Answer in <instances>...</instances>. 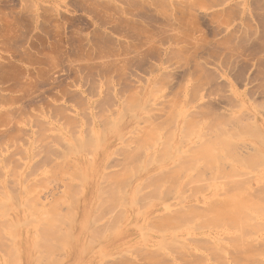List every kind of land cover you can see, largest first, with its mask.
Here are the masks:
<instances>
[{
	"label": "rangeland",
	"instance_id": "1",
	"mask_svg": "<svg viewBox=\"0 0 264 264\" xmlns=\"http://www.w3.org/2000/svg\"><path fill=\"white\" fill-rule=\"evenodd\" d=\"M173 104L181 107L178 113L182 110L183 114L178 115L176 108L172 110L180 120L178 116L175 117L178 120L169 118ZM118 115L121 125L117 122L113 127L120 126L124 133L121 139L113 134L117 128L110 129L111 133L108 130ZM186 122L198 124L199 128L193 126L194 129L190 124L185 129L182 125ZM152 125V129L156 127L161 133L157 131L156 135L151 131L160 138L156 139V146L150 136L152 141L147 140L152 143L150 147L155 145V149L149 147L150 150L141 142ZM176 129L183 133L190 131L188 139L184 136L186 132L182 136ZM254 129L264 134V0H0V199L4 197L2 201L9 202L6 209L3 208L6 215L0 214V264H198L205 256V264H209L208 261L213 264L215 259L221 264H264V144L253 137L256 133L252 136ZM107 130L109 135L105 138ZM139 130L143 131V136ZM99 132L103 133L99 136V145H102L96 149L89 146L90 150L85 152L80 147L81 150L77 149L80 153H74V157V148L90 143L92 134ZM178 133L183 138L178 137ZM224 133L231 134L230 140L234 142L228 145L225 141L228 148L221 139V136L226 137ZM233 133L238 134L236 140ZM135 135L140 142L135 141ZM163 137L169 140L174 137L175 140H170L173 146L160 144ZM219 137L221 146L225 145L228 150H225L226 156L223 153V158L220 157L221 160L225 157L222 162L215 156L221 162L216 164L211 150L215 144L211 143L214 147L208 149L206 140H220ZM177 138L189 142L183 144L180 140L178 144ZM227 139L230 141L229 137ZM195 142H201L200 147L207 144V148L203 145L202 149ZM176 144L180 146L179 152L175 151ZM161 145L173 150L169 153L173 161L170 157L169 161L165 160L167 147ZM221 146L219 144V148ZM201 149L207 154L203 160L199 155L203 153ZM217 149L218 153L215 151L213 155H222L224 149H219L221 153ZM130 150L142 161L133 160ZM155 150H164V156L161 153L165 158L160 157L167 165L165 161H158L155 156L161 153L156 155ZM126 154L128 160L124 158ZM141 155L148 160L154 155L160 165L157 167L150 158L152 161L147 163L155 167H145L146 161ZM88 161L94 166H89ZM140 162L141 169H146H136L142 172L134 167ZM163 165L167 167L165 173H156ZM85 167L98 173L91 171L86 181H81L76 171ZM123 169L130 178L125 179L129 182L124 189L127 196L121 197V202L127 199L130 209L126 205L120 207L123 203L119 204L118 197L115 199L117 195L113 200V193L110 198L119 201V206L113 204L117 209L112 201L109 206L114 210L107 208L106 199L104 207L99 205L102 209L96 210V207L94 213L90 212L101 201H97L98 197L91 198L92 192L103 191V195L109 194L112 188L116 191L115 177L123 174ZM235 170L236 174L230 176L236 178L232 185L241 180L248 194L240 192L241 187L237 186V192L229 187L234 194L228 193V189V192L222 190L228 187L222 186L226 175L234 174ZM149 174L155 181L150 180ZM121 178L118 181L124 180ZM231 178L228 179L231 181ZM173 179L181 182L179 186L175 187L177 183L173 184ZM198 179L199 185L193 182ZM202 179L213 182L208 183L212 190L209 186L205 191L208 187L205 188ZM141 180L148 182L143 185ZM230 181H227L229 185ZM153 182H159L163 188L159 187L158 194L165 195L164 187L169 188L170 182L177 191L171 192L166 187V198L163 194L158 197L155 192L161 201L158 200L161 206H156L160 203H154V192L150 191L156 187ZM190 184L204 186L203 197L201 194L191 197L197 185L192 188ZM214 185L216 189L221 187V191L213 190ZM178 192L182 198L186 196L180 199ZM220 192L231 194L230 197L237 193V198L235 196L234 205L232 201V204L225 202L232 205L227 206L233 211L231 222L234 223L226 225L229 220L225 219L222 224L217 223L216 228L213 220H219L220 215L219 218L215 217L218 213L207 215L210 204L214 203L211 200L206 206L209 200L205 198L208 195L213 199ZM176 194L178 197L174 198ZM149 195L153 198L147 199L151 201L148 206L144 199L150 198ZM219 196L214 199L221 200ZM220 197L228 200L226 196ZM6 198L11 200L5 201ZM74 200L76 205L72 203ZM166 200L168 202H164ZM24 201L28 202L27 206ZM218 206L222 209L220 203ZM166 208L174 211L173 215L176 213L173 220H168L170 223L179 220L183 224L185 210L189 211L187 215L191 213L192 219L187 221V228L178 226L182 224L175 221L173 230L172 227H166L168 231L163 229L167 221L162 225L165 218L159 219L166 214ZM226 209L225 212H231ZM141 210L145 212H139ZM198 213L204 218L196 216ZM207 216L211 218L205 219ZM187 218L185 216V222ZM211 219L214 225L209 224ZM6 221L19 224L9 226ZM206 221L208 223H204ZM83 223L86 224L82 227ZM149 225L153 228L151 232ZM168 226L171 225L168 223ZM162 230L167 232L162 233ZM144 233L148 237L142 236ZM173 235L180 241L184 238L192 253L189 249L183 250V241L184 248L177 249L176 255L166 243ZM218 242L223 243V249L216 250ZM104 247L106 256L104 251L100 252ZM170 251L177 257L171 256Z\"/></svg>",
	"mask_w": 264,
	"mask_h": 264
},
{
	"label": "bare ground",
	"instance_id": "2",
	"mask_svg": "<svg viewBox=\"0 0 264 264\" xmlns=\"http://www.w3.org/2000/svg\"><path fill=\"white\" fill-rule=\"evenodd\" d=\"M173 105H174V104H173ZM173 105H172V106H173ZM175 105H176V106H175ZM175 105H174L173 107H171L172 109H171V111H170L171 114H173V115L171 116L170 112H168V114H170V115H169V116H170L169 118H171V117H174V118H175V117H177L178 115H180L181 113L183 114V112H182L181 109H180V110H181V113H180V112L178 113V110H179L180 105H179V107L177 106V104H175ZM173 108H176L177 110H176V109L173 110ZM180 108H181V107H180ZM183 108H184V107H183ZM172 110H173V111L176 110L175 112H176L178 115L176 114V116H174V113H175V112L173 113ZM184 111H185V109H184ZM120 115L122 116V114H120ZM120 115H118V117L116 118V122H115V123H114V124L108 129V130L110 131V133H111V131L114 130L113 128H115V129L117 128L116 131H115V133H113V132H112V133L115 134L116 136H119V139H121L120 136H122V134H124V133H123L122 129L120 128V126H118V125H117V127H113V126H116V124H118L117 122H119V124H120V122H121V120H120L121 116H120ZM185 115H186V114H185ZM185 115H184V116H185ZM184 116H182V117H184ZM182 117H181V118H182ZM113 118H115V117L113 116L112 119H113ZM178 118H179V120H180V117H179V116H178ZM178 118H175V119L178 120ZM112 119H111V120H112ZM171 119L174 120L173 118H171ZM119 120H120V121H119ZM113 121H114V119H113ZM188 123H189V124H188ZM188 123H187V122L184 123V125H182V127L184 126L185 129H187V128H189V127L192 125L191 127L196 126V128H197V125H198V124L195 125L194 123H190V122H188ZM186 124H187V125H186ZM190 124H191V125H190ZM219 124H220V123H219ZM219 124H218V125H219ZM221 124H222V123H221ZM120 125H121V124H120ZM189 125H190V126H189ZM186 126H188V127L186 128ZM153 127H154V126L152 125V127L150 126L149 130L147 129L148 132H147V131H146V132H147L148 134L146 133L147 136L144 135L145 138L143 139L145 142H144V141L141 142V143H142V146L145 145L146 148L148 147L147 149L153 148L155 145L157 146V144H155V143H156V141L160 138V137L157 138V136H156V135H157V131L159 132L160 130H156V129H158V128H156V127H155L154 129H152ZM184 127H183V128H184ZM216 127L220 128V126H217V125H216ZM248 127H249V126H248ZM248 127H247L246 129H248ZM173 128L175 129L176 127L174 126ZM183 128H181V129H183ZM193 128H194V127H193ZM193 128H192V129H193ZM196 128H194V129H196ZM198 128H199V126H198ZM198 128H197V129H198ZM253 128L257 129V128L254 127V126H253ZM110 129H113V130H110ZM174 129H173L172 131L175 132ZM255 129H254V131L252 132V136L254 135L253 133H256V135L253 136V137H254L255 139L258 138L257 141H258L259 143H260L261 140H262L263 142H261V143L264 144V139H263V138H264V134L261 135V131H262V130L259 131L260 133H258V131L256 132ZM108 130H107V131H108ZM145 130H146V129H145ZM153 130H154V132H156V135H154V133L151 132V131H153ZM155 130H156V131H155ZM176 130H177V129H176ZM183 130H184V129H183ZM183 130H182V131H183ZM188 130H190V129H188ZM200 130H201V128H200ZM258 130H259V129H258ZM109 131H108V132L104 131V132L107 134V135L104 134V137L109 135ZM177 131L179 132V131H181V130H177ZM182 131H181V132H182ZM193 131H194V130H193ZM193 131H192V132H193ZM196 131H198V130H196ZM202 131H203V129H202ZM204 131H205V130H204ZM216 131H218V130H216ZM139 132H141V131L139 130ZM139 132H138L137 134H139ZM142 132H143V131H142ZM142 132H141V136H143V135H142V134H143ZM150 132H151L152 135L149 134ZM181 132H180L181 135L184 134V133L186 132V135H184V136L188 139V137H187V133L190 132V131L185 130L184 133H183V132L181 133ZM218 132H219V131H218ZM245 132H246V131H245ZM245 132H244V134H245ZM160 133H161V132H159L158 134L160 135ZM197 133H199V132H197ZM197 133H192V134H193V135H195V134L197 135ZM235 133H236V132H235ZM99 134H100V135H99ZM99 134H98V135H97V134H92V136L94 137V139H92V136H91V138H90V140H89L91 144H90L89 142H87L88 145H86L87 143L85 144V142L83 143V145L86 146V147H84L83 145H80V146H78L77 148H74V150L76 149V151L73 152L74 157H75V154H76V153H77V154L80 153V151L77 152V149H79V150L82 149V150H83L82 152H85V151H87L88 149L90 150L89 146L91 147V149H94V147H95V149H96V148H99V147L102 145V143H101V145H99V144H100V143H99V136H101L103 133H102V132H101V133L99 132ZM169 134H172V133H169ZM169 134H168V135H169ZM180 134L178 133L177 136H178V135L180 136ZM199 134H200V133H199ZM205 134H206V133H205ZM218 134H219V133H218ZM224 134H225V133H224ZM227 134H228V133H227ZM153 135L156 136V137H153ZM159 135H158V136H159ZM161 135H162V134H161ZM168 135H167V136H168ZM188 135H189V134H188ZM201 135H203V134H201ZM201 135H199V138H200ZM221 135H223V134H221ZM221 135H220V136H221ZM246 135H247V132H246ZM102 136H103V135H102ZM111 136H112V135H111ZM137 136H139V135H137ZM148 136H149V137H148ZM150 136H152L151 139L153 138V139L155 140L154 142H152V143L155 144L154 146L152 145V147H150L152 143H151V142H150L151 144L148 143V141L151 140V139H149ZM163 136H164V135H163ZM167 136H166L165 138H167ZM170 136H171V135H170ZM172 136H173V134H172ZM179 136H178V137H179ZM182 136H183V135H182ZM182 136H180V137H182ZM190 136H191V135H190ZM203 136H205V135H203ZM206 136H207V135H206ZM225 136H226V137H225ZM225 136H224L225 138H222V136H221V139L224 140L225 145H226V142H225V141H227L228 145H230V144L232 145L234 142H232L233 140H232V141L230 140V139H232L231 134H230V135H229V134H228V135L225 134ZM227 136L229 137V140H230L231 142L228 141V139H227L228 137H227ZM232 136H233V138L235 137V140H236L238 134L235 135V134L233 133ZM248 136H249V135H248ZM250 136H251V135H250ZM259 136H261V137L259 138ZM262 136H263V137H262ZM175 137H176V136H175ZM230 137H231V138H230ZM105 138H106V137H105ZM105 138H104V139H105ZM110 138H112V137H110ZM113 138H114V137H113ZM147 138H148V139H147ZM170 138H171V137H170ZM173 138H174V137H172V139H173ZM182 138H183V137H182ZM189 138H190V137H189ZM192 138H193V137L191 136V139H192ZM196 138H197V136H196ZM238 138L240 139L241 137L239 136ZM91 139H92L93 141H92ZM153 139H152V140H153ZM156 139H157V140H156ZM162 139H164V137H163ZM162 139H160V141H159V142H162V143H160V144H163V143H164L163 145L171 144V143H170V142H171L170 140H172V139L169 140V137H168V139H164V140H163L164 142L162 141ZM177 139H178V138H177ZM184 139H185V138H184ZM191 139H190V141H191ZM209 139H211V140H209ZM209 139L206 140L207 143L210 144V145H209V144H208V145L206 144L207 147H208V149H209V147H214V146H211V143H212V145L215 144V147L218 146L217 148H219V144H220V146H221V139H220V137H219L220 140H215V139H212V138H209ZM217 139H218V136H217ZM225 139H226V140H225ZM259 139H260V141H259ZM108 140H109V139H108ZM137 140H138V141H137ZM147 140H148V141H147ZM152 140H151V141H152ZM167 140H168L169 142H168ZM173 140H175V138H174ZM180 140L183 141V142H182L183 144H184V142L187 141L186 139H185V140L178 139V144L181 143ZM198 140H199V139H198ZM201 140H202L203 142H205V140H204L203 138H201ZM212 140H214V141H220V143L218 142V144H217V142L215 143V142H213ZM223 140H222V141H223ZM240 140H241V139H240ZM91 141H92V142H91ZM135 141L140 142V140H139L138 138H136V135H135ZM165 141H167V142H165ZM179 141H180V143H179ZM192 141H193V139H192ZM192 141H191V142H192ZM202 141H201V142H202ZM209 141H210V142H209ZM211 141H212V142H211ZM176 142H177V141H176ZM187 142H189V141H187ZM187 142H186V143H187ZM201 142H200V143H201ZM235 142H237V141H235ZM81 143H82V142H81ZM106 143H107V142H106ZM145 143H147V144H149V145L147 146ZM166 143H167V144H166ZM172 143H173V142H172ZM174 143H175V142H174ZM193 143H194V141H193ZM200 143L198 144L197 142H195V144H198L199 147H200ZM205 143H206V142H205ZM229 143H230V144H229ZM143 144H144V145H143ZM178 144H176L177 147L175 146V147L177 148V150H175L176 148L174 149V147H173V149H174L176 152H177L178 149L180 148V146H179ZM183 144H182V145H183ZM187 144H188V143H187ZM189 144H191V143H189ZM201 144H202V143H201ZM216 144H217V145H216ZM138 145H139V144H138ZM163 145H161V147H162ZM171 145H172V144H171ZM203 145H205V144L203 143ZM203 145H202L200 148H202ZM206 145H205V149L207 148ZM225 145H222V146H221V147H224V148H221V147L219 148V149H221V150L224 149V151L222 150V155H220V154L217 155V153H218V151H216L217 148H216V149H215V147H214V149H211V148H210V149L212 150L213 153H214L215 151L217 152V153L214 154V155H213V153L211 152V153H212V156H214V158L211 156L213 160H215L217 157H219V158H220V157L223 158L222 156H224V155L226 154V153H225V150H228V149H226V146H227V148H228V145H226V146H225ZM139 146L141 147V144H140ZM168 146H169V145H168ZM168 146H163V147H167V148H165V151H164V150H161V152L163 153V156H164V152H165L166 158L162 156V153H161V152H157L158 150H160V147H158L159 149H158L157 151L155 150V151L157 152V153H155L156 155H158V153H159V154L161 153L159 156H155L157 159H159V160H158L159 162H160V160H161L160 163H162V161H165L166 159H167V160H168V159L170 160V158H171L170 161H173V160H172V158H173L172 155L169 156V153H170L171 151H173V150H170V151H169V149H168L169 147H168ZM172 146H173V145H172ZM263 146H264V145H263ZM74 147H75V146H74ZM80 147H82V148L80 149ZM149 147H150V148H149ZM163 147H162V148H163ZM86 148H87V149H86ZM142 148H143V147H142ZM162 148H161V149H162ZM182 148H183V147H182ZM197 148H198V147H197ZM197 148H196V149H197ZM154 149H155V147H154ZM166 149H168V152H166V151H167ZM198 149H199V148H198ZM202 149H203V148H202ZM202 149H201L200 151H202L204 154H203V153H201V154L199 153V155H202V156H203V157L201 156V160H203L204 158L207 157V156H206L207 154H205L206 152H204L205 150L203 151ZM219 149H217V150H219ZM71 150H73V147L71 148ZM105 150H106V148H105ZM105 150H104V151H105ZM150 150H151V149H150ZM179 150H180V149H179ZM130 151L133 153V154H131V155H133L134 157H137V158H134V157H133V158H132V157H128V158H130V160H132V159H133V160H136V159H137V160H136L137 163H138V161H142V159H138V158H139V157H138L139 155L136 156V154H134V153L136 152V149H135V152H134V150H133V151L130 150ZM155 151H154V152H155ZM163 151H164V152H163ZM185 151L187 152L186 149H185ZM200 151H199V152H200ZM71 152H72V151H71ZM127 152H128V150H127ZM131 152H129V155H130ZM147 152H149V151L147 150ZM154 152H153V153H154ZM176 152H173V154L176 153ZM178 152H179V151H178ZM208 152H210V151L208 150L207 153H208ZM219 152H220V150H219ZM74 153H75V154H74ZM136 153H139V152H136ZM150 153H152V151H151ZM180 153H181V151H180ZM182 153H184V152L182 151ZM220 153H221V152H220ZM223 153H224V155H223ZM71 154H72V153H71ZM77 154H76V155H77ZM123 154H124V153H123ZM145 154H146V153H145ZM145 154H144V155H145ZM155 154H154V155H155ZM167 154H168V155H167ZM73 155H72V156H73ZM129 155H128V156H129ZM144 155H141L142 158H143ZM148 155H151V154H148ZM154 155H153L152 157L150 156V158H153ZM175 155H176V154H175ZM181 155H182V154H181ZM185 155H186V154H185ZM204 155H205L206 157H204ZM226 155H227V154H226ZM226 155H225V156H226ZM124 156H125L124 158L127 159V157H126L127 154L124 155ZM160 156L163 157V159L165 158V160H163ZM215 156H216V158H215ZM78 157H79V156H78ZM80 157H81V156H80ZM148 157H149V156H148ZM148 157H146V158H148ZM167 157H168V158H167ZM169 157H170V158H169ZM211 157H209V158H211ZM81 158L83 159V157H81ZM81 158H80V159H81ZM131 158H132V159H131ZM150 158H149V160H148V159H145V156H144V160L146 161V163H145V167L148 166V167L150 168L151 166H150L148 163H149V161H152V160H155V161H152V162H153L154 164H155V162H156V164H157V160H156L155 158H153L152 160H150ZM160 158H161V159H160ZM221 158H220V160H221ZM77 159H78V158H77ZM126 159H125V160H126ZM207 159H208V158H207ZM217 159H218V158H217ZM217 159H216V161H214L216 164H218L217 161H219V160H217ZM127 160H128V159H127ZM127 160H126V161H127ZM167 160H166V161H167ZM169 160H168V161H169ZM213 160H212V162H213ZM223 160H225V157H224V159L221 160V162H222ZM86 161H87V160H86ZM86 161L83 162V163H86ZM145 161H143V162H145ZM166 161H165V165L168 164V162H167V164H166ZM124 162H125V161H124ZM124 162H123V164H122L123 166H124ZM147 162H148V163H147ZM159 162H158V164H159ZM219 162H220V161H219ZM221 162H220V163H221ZM91 163H92V162H91ZM150 163H151V162H150ZM220 163H219V164H220ZM146 164H147V165H146ZM158 164L156 165L157 167L160 165V164H159V165H158ZM88 165H89V166H94V165H90V162H89V161H88ZM139 165L142 167V162H140V164H137L136 166H134L135 169H136L137 167L139 168V167H140ZM143 165H144V164H143ZM151 165H152V164H151ZM214 165H215V164H214ZM168 166H169V165H168ZM141 167H140L139 169H141ZM145 167H144L143 169H141V170L146 169ZM153 167H155V166L152 165L151 168H153ZM232 167H234L233 164H232ZM165 168H167V167L163 165V166L157 168L155 172H156V173H162V171H164L163 173H165ZM168 168H169V167H168ZM126 169H128V168L126 167ZM131 169H133V167L130 168V170H131ZM139 169H138V170L136 169V170L142 172V171L139 170ZM124 170H125V169H123V171H122L123 174H121V175H119L120 173L117 174V175H119V177H117V175H116L115 178H117V179L115 180V184L118 183V187H114L115 189L117 188L118 190H120V191L122 192L123 195L121 194L120 191L118 192L117 189H116V191H115V190L113 191V188L110 189L109 192H108L110 195L107 194V192H105V194H107V195L109 196V198H106V197H108V196L105 195V194L102 195L103 191H100V193L102 192L101 194L98 192V190H96L95 193L92 192V194H91V198H92V197H95L94 199H96V197H98V198H97V201H98L99 199H100L101 201L98 202V203L96 204V206H94V208L92 207L94 210L91 209L92 211H90V212L95 211V208H96V207H98V209L96 208V210L102 209V207L105 206V200H106V199H107V201H106V204H107L106 207H107V206H108L107 208L110 207V208H111L110 210H112V211L114 210L113 208H114L115 206H116V207L119 206V205L117 204L119 201H120L119 204H120V203H123V205H121L120 207L126 205V207H127V208L129 207V209H130V202L128 201V202H129V203H128L129 206H128L127 202L125 201V200H127V199H124V200L121 202V200L127 196L126 193L124 194V189H125L126 184L129 183V182H128V181H125V179H128V180H129V178H130V177L127 178V177L129 176V175L127 174V173H128L127 170H126V172H125ZM133 170H134V169H133ZM147 170H150V169H147ZM91 171L94 172V173H98V170H92V168H90V167H85V168H83L82 171L79 170V169H77V171H76V175H77V177H78L81 181H86V179H87V175H88ZM128 171H129V170H128ZM131 171H132V170H131ZM168 171H169V170H167V172H168ZM133 172H134V171H133ZM140 172H136V174H137V173H140ZM143 172H144V171H143ZM167 172H166V173H167ZM231 172H233V170H231ZM234 172H235L234 174H232V173L229 172L230 174H229V173L227 174V175H229V176L226 175L227 178H226L225 181L223 180V181H224V182H223L224 184L222 183V186H228V187H226V188L222 187V190H224V192H225V190H226V192H228V190H229L228 193H231L232 190H233V192H234V190L237 192L236 188L238 187V189H239V187H241V191H240V190H238V191H240V192H243V191H244V192H245V189H246L247 187L245 188V187L242 186L243 183L241 182V180H240V181H239V179H238L237 181L235 180L236 182H239V183H235V182H234L233 185H232L231 182H233L234 179H236V178L233 177V176H232V178H231L230 176H231V175H235V174H236V170H235ZM145 173H146V172H145ZM147 173H150V172H147ZM124 174H125V175H124ZM134 174H135V173H134ZM122 175H123V176H122ZM141 175H142V174H141ZM154 175H155V174H153L152 176H154ZM157 175H158V174H157ZM131 176H132V175H131ZM146 176H147V175H146ZM120 177H122V178H121L122 180L124 179V180H123V181H124L123 184H122L123 181H120V180L118 181V179H119ZM155 177H156V176H155ZM95 178H97V177H94L93 179H95ZM149 178H150V174H149ZM149 178H146V179H149ZM228 178H231V181H230V179H228ZM233 178H234V179H233ZM237 178H238V177H237ZM227 179L230 181L229 183H231V185H229V184L227 183V181H228ZM142 180H143V179H142ZM142 180H141V181H142ZM144 180H145V179H144ZM150 180L152 181L153 179L150 178ZM196 180H197V179H196ZM232 180H233V181H232ZM92 181H93V180H92ZM92 181H90V183H91ZM153 181H155V180H153ZM191 181H193V180H191ZM201 181H203V179H202ZM204 181H206L207 184H206V182L204 183ZM204 181H203L202 184L205 185V188L208 187V188L205 189V191H206V190L208 191L209 186H210V185H208V183H213V182H211V181L208 182V180H204ZM120 182H121V184H120ZM126 182H127V183H126ZM131 182H132V181H131ZM143 182L147 183L148 181H147V182H146V181H142V183H143ZM174 182H176L178 185H177V184H175L176 186L173 185ZM179 182H180V181L177 182L176 180L173 179V182H172L173 184L170 182V184H171L170 187L173 186V188L171 187V188H172L171 190H170V187H169V188L167 187V185L164 187V188H165V191H166V192L164 191V192H165V195L162 193L163 191L161 192V193L163 194V196H165L164 198L168 197L167 194H166V193L168 192V191H167L168 189H169V191H171V192H172L173 189L177 191V188H175V187L179 186V184L181 183V182H180V183H179ZM193 182H194V183H197V184H198V182L201 183L199 179H198V181H195V180H194ZM193 182H192V184H193ZM221 182H222V180H220L218 184H220ZM225 182H226V183H225ZM240 182H241L242 184H241ZM145 183H143V185H144ZM156 183H157V182H156ZM189 183H190V182H189ZM130 184H131V183H130ZM140 184H141V182H140ZM157 184H158V185H157ZM157 184H155V182H153V185H156V187L153 186L152 189H151L150 191L153 190V191L151 192V193L154 192V193L152 194L153 196H155V197H157V196L160 197L162 194H158L157 191L159 192L160 190H158V189L162 188V186H161V187L159 186V182H158ZM197 184H194V185H191V184H190L189 186H192V188H194ZM215 184H216V183H215ZM225 184H227V185H225ZM234 184H235V185H234ZM135 185H136V183H135ZM141 185H142V184H141ZM198 185H199V184H198ZM198 185L196 186L197 188H194V189H195V190L197 189L196 191L200 190V192L198 191V194H196V191H195V194H194V190H193V191L191 190V191H192V192H191V193H192V194H191V197H192V196H196V195H198V197H199V194H201L200 196H202V193H203V191H204V190H203L204 186H202V185L200 184L201 187H199ZM206 185H208V186H206ZM211 185H212V184H211ZM220 185H221V184H220ZM239 185H240V186H239ZM115 186H117V185H115ZM119 186H120V187H119ZM121 186L124 187V188H122ZM128 186H130V185L128 184ZM136 186H137V185H136ZM157 186H158V188H157ZM168 186H169V185H168ZM174 186H175V187H174ZM181 186L183 187V185H181ZM193 186H194V187H193ZM215 186H216V185H214L213 190H214V188L216 189ZM217 186L219 187V185H217ZM231 186H232V187H231ZM235 186H237V187L235 188ZM137 187H138V186H137ZM139 187H140V185H139ZM159 187H160V188H159ZM166 187H167L168 189H167ZM182 187H180V188H182ZM202 187H203V188H202ZM210 187H211V186H210ZM229 187H230V188H233V187H234V188L231 190ZM242 187H243V189H242ZM128 188H129V187H128ZM141 188H142V187H141ZM192 188H191V189H192ZM199 188H200V189H199ZM220 188H221V187H220ZM220 188H217V189H220ZM223 188H224V189H223ZM121 189H122V190H121ZM142 189H143V188H142ZM142 189H141V190H142ZM201 189H202V190H201ZM217 189H216V190H217ZM227 189H228V190H227ZM247 189H248V188H247ZM247 189H246V190H247ZM154 190H155V191H154ZM161 190H163V188H162ZM174 190H173V191H174ZM210 190H212V187H211ZM110 191H111V192H110ZM112 191H113V192H112ZM127 191H128V190H127ZM132 191H134V189H132ZM205 191H204V192H205ZM220 191H221V189H220ZM230 191H231V192H230ZM116 192H118V193H116ZM155 192H156V195H157V196L155 195ZM201 192H202V193H201ZM213 192H214V191H213ZM224 192H223V193H224ZM233 192H232V193H233ZM98 193H99V194H98ZM111 193H112V194H111ZM113 193H114V195H113ZM119 193H120V194H119ZM128 193H129V192H128ZM148 193L151 195L150 192H148ZM174 193H175V191H174ZM178 193H179V192H178ZM207 193H208V192H207ZM228 193H227L226 195H225V193H224V195H222V192H220V194L217 193L218 196H219V195H220V196H223V198H225L224 196H226V197L228 198V200L225 199L226 201H224V199H222V197H220V196H219V198H220L221 200H218V199H217V198H218L217 195L215 196V197H217L216 200L214 199L215 197H214L213 199L208 198V197H207L208 195L206 194L207 196H206L205 199H208V200H209L208 205H206V206H209L211 200L214 201V202L211 201V203H214V204H210V205H212V207H211V210L208 211L207 215H208L209 213H211V212H212L213 214H212V215L209 214L210 216H213V215L215 216V214L217 215V213H218V215L215 216V217L219 218V215H220L219 220H217V219L214 217V219L217 220V221H216V220H213V221H215L216 224H217V223L222 224V222H223L225 219H226V220H229V221H227V223L224 222L226 225H231V223H234V222H231V221L234 220V214H233V215L231 214L233 211H232L227 205H229L230 207H231L232 205H234V203H235V196L237 195V193H235L236 195H232V196H231L232 198L230 197L231 194L228 195ZM246 193H247V192H245V194H246ZM118 194H119V195H118ZM142 194H143V193H142ZM168 194H169V193H168ZM172 194H173V193H172ZM184 194H185V193H184ZM184 194H183V196H184ZM211 194H213V193H211ZM233 194H234V193H233ZM238 194H239V192H238ZM243 194H244V193H243ZM247 194H248V193H247ZM15 195H16V194H15ZM22 195H23V194H22ZM112 195H113V200H115V199L118 197V200H119V201H117V202H116V201H113L112 198H110V197H112ZM116 195H117V196H116ZM120 195H121V196H120ZM124 195H125V197H123ZM133 195H134V193H133ZM150 195H149V196H150ZM169 195H170V194H169ZM227 195H228V196H227ZM239 195H241V193H240ZM12 196H14V195H12ZM99 196H101V197L105 196V197H103V198H104V199H103V198H101V197H99ZM114 196H116L115 199H114ZM146 196H148V194H147V195L144 194V197H146ZM163 196H162V197H163ZM181 196H182L181 193H179V197H180V199L182 198ZM185 196H186V195H185ZM185 196H184V197H185ZM233 196H234V198H233ZM0 197H1V196H0ZM119 197H120V198H119ZM121 197H122V199H121ZM129 197H130V196H129ZM151 197H152V196H150V198L147 197L146 199H144V200L146 201V202L144 201L145 204H147L148 206L151 204V201H148L149 199H152V198H153V197H152V198H151ZM155 197H154V203H156L155 201H157L158 203H160V202H161V201H160V198H161V197H160V198L157 197V198H156L157 200H155ZM176 197H178L177 194H176V196H174V198H176ZM184 197H183V198H184ZM202 197H203V196H202ZM238 197H240V196H238ZM242 197H243V196H242ZM244 197H245V195H244ZM246 197H248V196H246ZM22 198H23V197H22ZM171 198H172V197H171ZM183 198H182V199H183ZM193 198H194V197H193ZM236 198H237V196H236ZM2 199H4V197H3ZM2 199H0V200L2 201ZM6 199H7V200H5V201L11 200L10 198H9V199L6 198ZM77 199H78V198H76V200H77ZM110 199H111V200H110ZM135 199H136V197H135ZM147 199H148V200H147ZM180 199L178 198V200H180ZM202 199H203V198H202ZM229 199H230V200H229ZM21 200H22V199H21ZM21 200H20V201H21ZM24 200H25V199H24ZM76 200H74V201L72 202L74 205H76V204L74 203V202H76ZM116 200H117V199H116ZM128 200H130V199H128ZM158 200H159L160 202H159ZM161 200H162V202H163V199H161ZM203 200H204V199H203ZM203 200L199 199V201H203ZM217 200H218V202L220 203V206H221V208H222L223 210H222V209L219 210L220 207L218 206L219 203L217 202ZM1 201H0V214H4V212H3V208L6 206V203H9V202H4V200H3L2 202H1ZM16 201H17V200H16ZM22 201H23V200H22ZM22 201H21V202H22ZM78 201H79V200H77L76 203H78ZM93 201H94V200H93ZM111 201L114 202V203H112ZM124 201L126 202V204H125ZM135 201H136V200H135ZM152 201H153V200H152ZM194 201L196 202L195 199H194ZM205 201H206V200H205ZM215 201H216V203H215ZM220 201H221V202H220ZM222 201H224L223 203H225V202H227V201H228V203H231V201L233 202V204L231 203L232 205H231V204H227V203L224 204V205L227 206V207L225 206L226 208H228L229 210H231V212H230L229 210H227L226 208H225L226 211H229V212H228V213L225 212L224 205H223ZM24 202H25V203H24ZM24 202H23V203H24V206H27L26 203L28 204V202H27V201H24ZM86 202H87V199H86ZM101 202H102L103 204H102ZM110 202L112 203V206H114L113 204H115V203H116L117 205H115V206L112 208V206H109V204L111 205ZM147 202H148V203H147ZM164 202H168V200H166V201H164ZM99 203H100V204H99ZM149 203H150V204H149ZM152 203H153V202H152ZM204 203H205V202H204ZM10 204H11V203H10ZM92 204H93V203H92ZM133 204L135 205V202L133 203V202H132V199H131V205H133ZM156 204H157V203H156ZM169 204H170V203H169ZM215 204H218V205L215 206ZM16 205H17V204H16ZM94 205H95V202H94ZM99 205H103V206L101 207V206H99ZM134 205H133V206H134ZM147 205H145V206H147ZM213 205L215 206V208H214L215 210L213 209V207H214ZM92 206H93V205H92ZM156 206H161V203H160V205H156ZM217 206H218V209H217ZM6 207H7V206H6ZM6 207H5V209H6ZM28 207H29V206H28ZM99 207H101V208H99ZM106 207H105V208H106ZM116 207H115V209H117ZM124 207H125V206H124ZM13 208H14V207H13ZM13 208H12V209H13ZM26 208H27V207H26ZM157 208H158V207H157ZM5 209H4V211H5ZM27 209H28V208H27ZM129 209H126V210H129ZM143 209H144V208H143ZM150 209H151V208H150ZM158 209H160V208H158ZM212 209H213V210H212ZM9 210H10V209H9ZM13 210H14V209H13ZM144 210H145V209H144ZM144 210H141V211H139V212H145ZM151 210H152V209H151ZM156 210H157V209H156ZM160 210H162V209H160ZM173 210H174V209H173ZM217 210H218V212H217ZM221 210H222V212H221ZM84 211L87 212V207L84 208ZM123 211H124V210H123ZM130 211H131V210H130ZM152 211H153V210H152ZM165 211H166V212H165L166 214H164V215L161 214L162 217H161V219H159V220L162 221V219L165 218V220H163V222H164V221H165V222H164V224H162V225H165L166 221H167V223H166L167 225H165L163 229H166V230L168 231V228H166V227H172L171 229L173 230V226H174V225L172 226V224L176 223L177 220H174V223H172L173 221H172L171 223H170L169 221L172 219V217H173L176 213L173 215L174 211H172V210L169 211L167 208L165 209ZM168 211H169L170 213L172 212V213H171L172 216H171L170 213H169V216H168ZM175 211H176V210H175ZM213 211H214V212H213ZM223 211L226 213L225 215H224V212H223ZM5 212H6V211H5ZM96 212H97V211H96ZM127 212H128V211H127ZM156 212H157V211H156ZM187 212L189 213V211H186V210H185V213H186V214H184V215L186 216V218L189 217V218H187L186 222H185V216L182 215V216H184V217L182 218V220H183L185 223L183 222V224H182L181 221H179V220H178V222H180L182 225H179L178 222L176 223V224H178V226H182V228H183V227H184V228H187V225H188V224H187V221L190 220V217H191V219H192V216H191L192 214L190 213L191 215L188 214V215H189V216H188V215H187ZM219 212H220V213H219ZM7 213H8V212H7ZM93 213H94V212H93ZM195 213H197V212H195ZM195 213H193V215H195ZM200 213L202 214V212H200ZM86 214H87V213H86ZM141 214H142V213H141ZM141 214H140V215H141ZM222 214L225 216V218H224V216H223ZM229 214H231V215H229ZM4 215H6V214H4ZM145 215H147V214H145ZM152 215H153V214H152ZM155 215L159 217L158 213L155 214ZM165 215H166L167 217H166ZM203 215H204V214H203ZM141 216H142V215H141ZM163 216H165V217H163ZM196 216H199V217H200V214L198 213V214H196ZM196 216H195V217H196ZM201 216H202V215H201ZM210 216H207L208 218L205 217V219L209 220V218H211ZM222 216H223V217H222ZM228 216H229V217H228ZM231 216H232L233 218H230ZM143 217H144V216H143ZM169 217H171V218L169 219ZM199 217H198V218H199ZM202 217L204 218V216H202ZM202 217H200V218H202ZM221 217H222V220H221ZM227 217H228V219H227ZM156 218H157V217H156ZM167 218H168V219H167ZM179 218H180V220H181V217H179ZM179 218H178V219H179ZM200 218H199V220H200ZM203 218H202V219H203ZM229 218H230V219H229ZM157 219H158V218H157ZM166 219H167V220H166ZM174 219H175V218H174ZM202 219H201L200 221H202ZM205 219H204V220H205ZM142 220H143V219H142ZM168 220H169V221H168ZM172 220H173V219H172ZM220 220H221V222H220ZM226 220H225V221H226ZM8 221H10V220H8ZM8 221H6V223H7ZM147 221H148V220H147ZM161 221H160V222H161ZM175 221H176V222H175ZM210 221L212 222V219H211ZM202 222H203V221H202ZM211 222H210L209 224H213V225L215 224L214 222H212V223H211ZM230 222H231V223H230ZM8 223H9V222H8ZM8 223H7V224H8ZM10 223H11V222H10ZM10 223L8 224L9 226H12V225H14V224H15L14 226H17V224H19V223H13V222H12L11 224H10ZM68 223H69V222H68ZM154 223H155V221H154ZM161 223H162V222H161ZM168 223H169V225H171V226H168ZM204 223H208V221H206V222H204ZM224 223H223V224H224ZM66 224H67V223H66ZM85 224H86V223H85ZM85 224L83 223V224H82V227H83V225H85ZM216 224H215L214 227L217 228V226H218L219 224H217V225H216ZM151 225H152V224H151ZM153 225H154V224H153ZM153 225H152V226H153ZM67 226H69V224H67ZM82 227L80 226V229H81V230H82ZM160 227H161V225H160ZM149 228H150V229H149ZM148 229L150 230V232L153 231V228H152L150 225H149ZM148 229H147V230H148ZM160 229H162V228H160ZM179 229H180V228H179ZM117 230H118V229H117ZM166 230H162V233H163V232L166 233V232H167ZM169 230H170V229H169ZM174 230H175V228H174ZM114 231H115V230H114ZM114 231H113V233H114ZM175 231H176V230H175ZM175 231H174L173 233H175ZM86 232H87V230H86ZM118 232H119V231H118ZM118 232H117V234H118ZM144 232H146V231H144ZM150 232H149V234H150ZM154 232H156V231H154ZM154 232H153V234H154ZM169 232H170L171 234H173L172 231H169ZM169 232H168V233H169ZM183 232H184V231H183ZM189 232H190V231H189ZM189 232H188V233H189ZM83 233H85V231H84ZM113 233H112V234H113ZM165 233H164V234H165ZM168 233H167V234H168ZM178 233H179V232H178ZM114 234H115V233H114ZM182 234H183V233H182ZM182 234H181V235H182ZM143 235H145V233L142 234V236H143ZM146 235H147V234H146ZM146 235H145V238L148 237V236H146ZM150 235H151V234H150ZM151 236H152V235H151ZM171 236H172V235H171ZM178 236H179V235H178ZM206 236H208V234H207ZM111 237H112V235H111ZM114 237H115V236H114ZM167 237H168V236H167ZM179 237H180V236H179ZM183 237H184V236H182V238H183ZM112 238H113V237H112ZM145 238L142 237V239H143L144 241H145ZM154 238H155V237H154ZM156 238H157V237H156ZM164 238H165V237H164ZM164 238H163V239H164ZM173 238H174V235H173ZM173 238L171 237L170 241H166V239H165V241H166V243H168V247H171L172 249L175 250L174 253L177 255L176 250H177V249H178V250L181 249V247L184 248V246H183L184 238H183V241H182V239H181V241H180V238H178V239H175V238L173 239ZM122 239H123V238H122ZM148 239H150V238H148ZM213 239H214V238H213ZM215 239H216V238H215ZM218 239H219V238H217L216 240H217V241H220V240H218ZM119 240H120V239H119ZM143 240H142V242H143ZM155 240H156V239H155ZM171 240H172V241H171ZM216 240H215V242L217 243ZM121 241H122V240H121ZM126 241H127V240H126ZM129 241H130V240H129ZM173 241H177V242L179 241V242H178V245H180V246H178L179 248L176 246L177 242H176V243H175V242L173 243ZM147 242H148V241H147ZM147 242H146V243H147ZM155 242H157V243H155V244H158V241H155ZM180 242H182V243H180ZM184 242L186 243V241H184ZM143 243H145V242H143ZM163 243H164V242H163ZM166 243H164V244H166ZM169 243H170V245H169ZM185 243H184V245H185V249H183V250L186 251V250L189 249V246H188L187 243H186L187 245H186ZM219 243H220V247H219ZM121 244H122V243H121ZM134 244H135V243H133V245H134ZM147 244H149V243H147ZM171 244H172V246H171ZM212 244H213V242H212ZM212 244H211L210 246H212ZM222 244H223V243H222ZM222 244H221V242H218V249H216V250H220L219 248H222V249H223L224 245H222ZM123 245H124V244H123ZM127 245H128V244H127ZM129 245H130V243H129ZM133 245H132V246H133ZM149 245H150V244H149ZM158 245H159V244H158ZM158 245H156L157 248H159ZM221 245H222V246H221ZM162 246H163V245H162ZM164 246H165V245H164ZM164 246H163V247H164ZM173 246H174L175 248H174ZM186 246H188V248H187ZM230 246H231V245H230ZM106 247L108 248L109 246H106ZM106 247H104L103 249H100V252H103V251H104V256L107 255V254L105 255V250L107 249ZM127 247H128V246H127ZM133 247H134V246H133ZM213 247H214V248H212V249H213V251L215 252V248H216V246L214 245ZM225 247H226V246H225ZM231 247H233V246H231ZM236 247H238V246H235V248H236ZM95 248H96V247H95ZM128 248H130V247H128ZM131 248H132V247H131ZM131 248H130V249H131ZM149 248H151V247H149ZM157 248H155V250L158 251ZM186 248H187V249H186ZM191 248H192V247H191ZM96 249H97V248H96ZM169 249H170V248H169ZM97 250H99V249H97ZM159 250H160V249H159ZM174 250H172V251H174ZM178 250H177V251H178ZM90 251H91V250H90ZM161 251H163V250H161ZM189 251H190V249H189ZM189 251H188V252H189ZM165 252H167V251H165ZM170 253H171V251L169 252V254H170ZM178 253H179V251H178ZM189 253H192V251H190ZM158 254H159V253H158ZM166 254H167V253H166ZM172 255H173V253H171V256H172ZM176 255H173V257L175 256L174 258H176V257H177ZM167 256H168V254H167ZM169 257H170V255H169ZM169 257H168V258H169ZM205 257H206V256H205ZM205 257H204L203 259H201V260H204V261H203V262H202V261H199V262H201V263H198V264H202V263H204L205 261L207 262V259H206ZM169 259H170V258H169ZM172 259H173V258H172ZM172 259H171V260H172ZM174 260H175V259H174ZM208 260H209V259H208ZM215 261L217 262L216 259H215ZM196 262H197V261H196ZM196 262H195V263H196ZM208 262H209V264H210V261H208ZM216 262H214V263H216ZM214 263H213V264H214ZM219 263H220V262H219ZM219 263L217 262L216 264H219ZM196 264H197V263H196ZM204 264H205V263H204ZM206 264H207V263H206ZM211 264H212V261H211ZM220 264H221V263H220Z\"/></svg>",
	"mask_w": 264,
	"mask_h": 264
}]
</instances>
